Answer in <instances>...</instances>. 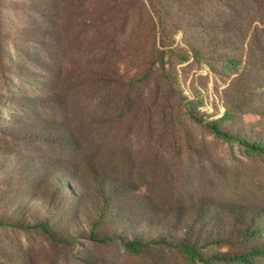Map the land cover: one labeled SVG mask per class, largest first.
Wrapping results in <instances>:
<instances>
[{
	"label": "rangeland",
	"instance_id": "1",
	"mask_svg": "<svg viewBox=\"0 0 264 264\" xmlns=\"http://www.w3.org/2000/svg\"><path fill=\"white\" fill-rule=\"evenodd\" d=\"M180 2L199 9L196 14L209 22L217 17L221 31L157 34L147 0H0V219L8 222L0 226V264H201L166 249L131 253L119 240L99 244L80 239L79 251L73 252L37 230L9 225L26 214L6 213L5 202L26 209L30 201L24 194L34 192L31 180L38 185L36 196L59 202L45 192L56 174L48 169L76 174L65 168L66 161L76 158L129 179L139 194L163 205L172 197L196 195L238 204L264 201L261 192L255 196L250 190L253 182H264V162L216 137L181 102L188 100L197 117L211 121L236 96L242 97L234 101L241 116L248 106L244 92L254 85L264 89V69L254 67L241 80L231 64L235 58L243 66L254 62L247 50L252 34H239L249 0H176L174 6ZM261 42L264 46V36ZM189 48L200 50L201 57L187 52L184 61ZM161 51H167L165 68ZM257 98L253 103L260 112L264 96ZM245 117L251 124L261 122L258 116ZM237 124L222 126L249 131ZM62 125L70 143L65 150L54 142ZM83 176L78 174L81 180ZM72 212L78 217L72 213L68 221H59L58 231L66 226L82 231L86 209ZM116 231L122 238L140 232L126 224ZM235 250L239 246H210L205 254ZM254 264H264V259Z\"/></svg>",
	"mask_w": 264,
	"mask_h": 264
},
{
	"label": "trees",
	"instance_id": "2",
	"mask_svg": "<svg viewBox=\"0 0 264 264\" xmlns=\"http://www.w3.org/2000/svg\"><path fill=\"white\" fill-rule=\"evenodd\" d=\"M147 1L156 16L154 26L157 34H178L180 31L194 30L214 31L219 29L221 31L217 17L214 21L209 22L206 16L196 14L200 12L199 9H187L182 2L176 8L174 6L176 0H172L167 5L166 1L168 0ZM194 1L213 4L218 0ZM248 9L247 17H244V24L239 34H252L247 50L250 47L254 62L250 67L249 65L243 66L240 59L231 60L232 67L241 80H244L250 69L254 67L257 70L264 69V46L261 42L262 36H264V0H249ZM213 15L216 16V14ZM173 17L175 19H171ZM251 20L253 26L249 27ZM187 52H195V57H201L200 50L189 48L184 51V61L190 57ZM166 53L167 51H161L159 54L163 68L166 65ZM248 89V92H244L248 106L246 110H243L241 116L234 104L242 99L239 96L234 98L235 102L224 105V112L219 119L211 121L197 117L195 107L188 100L182 99L181 102L190 117L206 126L216 137L229 143L238 144L248 156L264 162V102L260 103V112L256 111L253 103L255 99H258L257 95L264 96V89L257 85ZM248 115L260 117L261 122L258 124L249 123L245 117ZM223 123L228 125L238 123V127L245 126L249 131L237 133L223 128ZM57 132L60 137L59 140L54 139V142L63 150L70 147L69 140L65 138L67 137V128L63 125L59 126ZM72 146H74V142H72ZM72 149L78 152L79 148L74 146ZM70 167L77 170L76 174H70L56 166H50L48 169L50 173L56 174L52 182H47L45 192L50 193L51 198H57L59 202L52 200L47 202L48 196L43 198L36 196L35 191H38V185L33 180L28 183H30L29 190L34 192L31 194L25 192L24 194L30 201V204L26 205V209L21 208V203H13L12 200L5 202L8 205L6 213L10 212L13 215V213L25 212L26 214L24 220L16 219L9 225H22L26 229L37 230L54 245L70 247L73 252L79 251L80 239L99 244H110L119 240V244L131 253L140 254L154 249H166L176 251L190 263L219 264L231 260L241 264H254L258 258L264 259V201L238 204L196 195L172 197L169 202H166V205H163L161 201L149 194H139L140 188L129 179L116 178L103 173L102 167L87 160L79 161L76 158V160L66 161V170ZM82 173L84 174L83 180L78 177V174ZM56 175L64 177L66 180L58 178ZM86 179L90 180L88 185ZM250 190L255 196H258L259 192L264 195V182L262 184L253 182ZM143 202L150 206L148 204L144 206ZM33 206L37 216L32 211ZM81 208H85L87 212L84 217L86 223L81 232L75 228L68 230L69 226L62 229V232L57 230L59 221H68L70 219L68 216L74 214L72 211ZM74 216L78 217L76 214ZM6 223L8 222L0 219V226ZM123 224L131 225V227L139 229L140 232L122 238L118 236L116 229L118 225ZM62 226L64 223L60 224V227ZM210 246H239V250L222 256L206 255L205 250ZM81 260L85 259L81 257ZM83 264L89 263L84 261ZM97 264H105V262L100 261Z\"/></svg>",
	"mask_w": 264,
	"mask_h": 264
}]
</instances>
